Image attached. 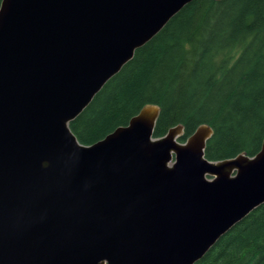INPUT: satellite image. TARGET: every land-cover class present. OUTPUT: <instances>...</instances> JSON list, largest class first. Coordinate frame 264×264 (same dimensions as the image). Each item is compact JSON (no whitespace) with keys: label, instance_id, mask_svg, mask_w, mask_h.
Instances as JSON below:
<instances>
[{"label":"water","instance_id":"water-1","mask_svg":"<svg viewBox=\"0 0 264 264\" xmlns=\"http://www.w3.org/2000/svg\"><path fill=\"white\" fill-rule=\"evenodd\" d=\"M193 1L1 0L0 264H195L264 204V139L208 161L211 128L154 138L153 105L90 146L69 129Z\"/></svg>","mask_w":264,"mask_h":264},{"label":"trees","instance_id":"trees-1","mask_svg":"<svg viewBox=\"0 0 264 264\" xmlns=\"http://www.w3.org/2000/svg\"><path fill=\"white\" fill-rule=\"evenodd\" d=\"M148 105L159 108L154 138L181 126L183 143L206 125L208 161L256 155L264 139V0H194L135 51L69 129L90 146ZM195 264H264V204Z\"/></svg>","mask_w":264,"mask_h":264},{"label":"rangeland","instance_id":"rangeland-1","mask_svg":"<svg viewBox=\"0 0 264 264\" xmlns=\"http://www.w3.org/2000/svg\"><path fill=\"white\" fill-rule=\"evenodd\" d=\"M208 179H209V177H208Z\"/></svg>","mask_w":264,"mask_h":264}]
</instances>
